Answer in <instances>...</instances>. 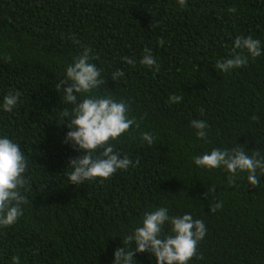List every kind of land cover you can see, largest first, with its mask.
<instances>
[{
  "label": "trees",
  "instance_id": "trees-1",
  "mask_svg": "<svg viewBox=\"0 0 264 264\" xmlns=\"http://www.w3.org/2000/svg\"><path fill=\"white\" fill-rule=\"evenodd\" d=\"M248 36L264 49V0H0V97L15 90L22 101L0 113V133L28 161L20 190L28 203L0 229V264L12 256L20 264H112L119 236L160 206L205 222L190 264H264V175L256 186L243 172L230 184L225 170L192 162L213 147L264 152V52L228 73L215 67L236 37ZM85 48L105 81L94 94L127 102L139 128L113 141L134 167L75 186L65 172L83 153L63 143L61 113L71 106L56 86ZM145 48L159 72L140 65ZM117 69L124 76L115 82ZM172 95L182 102L169 103ZM193 119L207 121L209 143L197 140ZM141 132L154 135L151 147ZM215 203L222 207L211 213ZM135 262L155 258L137 254Z\"/></svg>",
  "mask_w": 264,
  "mask_h": 264
},
{
  "label": "clouds",
  "instance_id": "clouds-1",
  "mask_svg": "<svg viewBox=\"0 0 264 264\" xmlns=\"http://www.w3.org/2000/svg\"><path fill=\"white\" fill-rule=\"evenodd\" d=\"M183 6L185 0H178ZM76 42V41H74ZM159 45L164 41L159 40ZM246 50L247 55L236 52ZM90 49L65 66L64 78L57 88L62 90L61 102L70 105L62 110V117L67 118L63 124L66 132L63 143L70 144L77 152L83 153L70 159L65 172L68 184L75 186L84 182L100 179L108 180L117 171H126L133 161L127 154L115 150L113 141L132 127L139 128L136 119L130 118L129 105L123 99H116L111 94H94L104 78L101 69L92 62ZM264 52L261 41L248 37H236L232 54L229 58L218 61L215 67L222 73L241 68L248 58H255ZM129 65L135 64L133 59L125 58ZM140 65L159 72V65L151 49L145 48L139 61ZM124 76L120 69L111 73V79L117 81ZM18 91H11L0 97V113H12L22 102ZM182 96L172 95L169 103L179 104ZM194 130L197 140L209 143V124L206 120L193 119L189 125ZM142 143L151 147L155 137L149 132H141ZM251 153V154H249ZM197 168L208 170L223 169L229 173V183L238 173H247L249 185L256 186L260 175H264V152L260 149L245 150L244 145L232 148L213 147L196 155L192 160ZM28 169L20 144L6 133H0V229L15 225L23 215V205L28 200L21 195L24 186V174ZM214 192V189H209ZM207 195V194H206ZM222 207L215 203L210 207L211 213ZM207 232L205 222L194 218L191 213L172 215L168 207L160 206L145 211L135 227L119 236L122 247L114 250L112 264H136L137 254L148 253L149 260L155 258V264H190L197 256V245ZM11 264H20L18 256L11 257Z\"/></svg>",
  "mask_w": 264,
  "mask_h": 264
}]
</instances>
